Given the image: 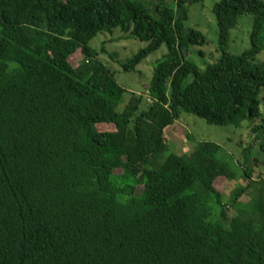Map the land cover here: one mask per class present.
Here are the masks:
<instances>
[{"label":"trees","instance_id":"obj_1","mask_svg":"<svg viewBox=\"0 0 264 264\" xmlns=\"http://www.w3.org/2000/svg\"><path fill=\"white\" fill-rule=\"evenodd\" d=\"M204 1L0 0V264H264V179L249 160L227 223L218 184L239 174L221 146L169 152L166 130L185 113L249 121L264 151V0L215 4L220 55L202 69L188 53L207 37L186 23ZM243 15L251 46L234 54ZM116 29L147 43L125 71L169 49L123 109L106 47L90 46Z\"/></svg>","mask_w":264,"mask_h":264},{"label":"rangeland","instance_id":"obj_2","mask_svg":"<svg viewBox=\"0 0 264 264\" xmlns=\"http://www.w3.org/2000/svg\"><path fill=\"white\" fill-rule=\"evenodd\" d=\"M151 7H154L155 1L147 0ZM172 8L177 7V0H166ZM221 0H205L190 6V18L187 26L202 31L208 40L205 46H195L188 53L189 59L204 69L208 64L214 63L219 58L218 50V21L213 12L217 2ZM254 24V17L243 15L238 18V24L233 29L230 38L229 51L234 54H241L251 46V33ZM90 46L102 50L105 46L107 51L100 55V59L105 63L114 74L117 82L124 87L127 92L123 97L120 109H123L129 101L132 93L146 94V85L150 84L156 64L162 60L169 49L163 45L160 49L148 56L138 67L136 71H125L123 63L132 58L142 48L147 46L146 42L136 39H126L123 33L116 29L114 34L101 33L91 40ZM78 54L73 60L78 62ZM260 61H264V52L259 56ZM262 117L264 116V102L261 106ZM261 119H256L257 123ZM251 122L244 123L241 127L232 125L220 126L213 125L207 120L194 114H184L181 119L176 121L166 130L169 143V152L178 154L190 153L201 142H215L221 146V157L227 162L231 169L239 174L234 180L220 182L218 188L222 191V200L226 206L221 212L225 222L229 223L234 215L231 209L238 187L247 185L248 179L244 176V169L247 167L246 161L249 160L253 165L252 177L255 180L264 179V151L260 143L256 142V136L252 130ZM250 124V125H248ZM251 148V149H250ZM250 153L245 157V150ZM166 153L165 157L169 154ZM165 157L159 159L163 162ZM248 158V159H247ZM158 163V164H159ZM156 163V165H158ZM153 162L149 164L152 167ZM254 189L243 196L246 202L250 200Z\"/></svg>","mask_w":264,"mask_h":264}]
</instances>
